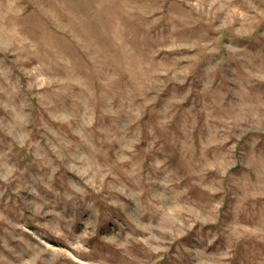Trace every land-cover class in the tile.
Returning a JSON list of instances; mask_svg holds the SVG:
<instances>
[{"label": "rangeland", "instance_id": "1", "mask_svg": "<svg viewBox=\"0 0 264 264\" xmlns=\"http://www.w3.org/2000/svg\"><path fill=\"white\" fill-rule=\"evenodd\" d=\"M0 264H264V0H0Z\"/></svg>", "mask_w": 264, "mask_h": 264}]
</instances>
